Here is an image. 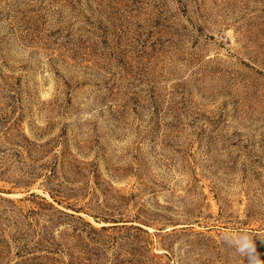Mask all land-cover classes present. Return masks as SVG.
Returning a JSON list of instances; mask_svg holds the SVG:
<instances>
[{
	"label": "rangeland",
	"instance_id": "obj_1",
	"mask_svg": "<svg viewBox=\"0 0 264 264\" xmlns=\"http://www.w3.org/2000/svg\"><path fill=\"white\" fill-rule=\"evenodd\" d=\"M264 261V0H0V264Z\"/></svg>",
	"mask_w": 264,
	"mask_h": 264
},
{
	"label": "clouds",
	"instance_id": "obj_2",
	"mask_svg": "<svg viewBox=\"0 0 264 264\" xmlns=\"http://www.w3.org/2000/svg\"><path fill=\"white\" fill-rule=\"evenodd\" d=\"M221 239L228 247L233 248L237 255L249 257V264H264L255 253L252 236L246 231L230 230L225 232Z\"/></svg>",
	"mask_w": 264,
	"mask_h": 264
}]
</instances>
